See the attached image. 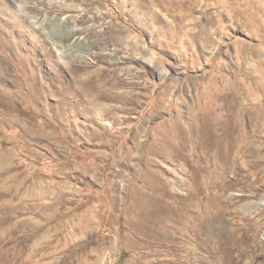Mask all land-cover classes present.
I'll return each mask as SVG.
<instances>
[{"label": "rangeland", "instance_id": "1", "mask_svg": "<svg viewBox=\"0 0 264 264\" xmlns=\"http://www.w3.org/2000/svg\"><path fill=\"white\" fill-rule=\"evenodd\" d=\"M189 1L0 0V264H264V0Z\"/></svg>", "mask_w": 264, "mask_h": 264}, {"label": "bare ground", "instance_id": "2", "mask_svg": "<svg viewBox=\"0 0 264 264\" xmlns=\"http://www.w3.org/2000/svg\"><path fill=\"white\" fill-rule=\"evenodd\" d=\"M188 3L191 2L188 0ZM145 61L148 62V60ZM148 63H150V61ZM201 107L203 108V106ZM218 114H219L218 109L214 107L208 109L207 111H203V112L201 111L198 115L199 123L197 122L198 127L196 125V129L194 128L195 125L194 127H189L188 129H185L186 128L185 126H184L185 128H183L177 125L176 123L172 122V124L168 126L167 130L163 135V140H162V144H164L163 146L175 152L185 151V150H190L193 152H199V150H204L208 152V151H218L222 149V145L224 143L227 144L230 141H227L229 139H227L226 141H224L223 139L224 126H222L223 122L218 117ZM3 116H4V112L1 111L0 117L2 118ZM212 174L213 176L211 178L210 184L197 185L195 191H187L184 197L177 198L179 201L173 214V219H175V227H174V234L171 239L172 246L174 249H179L181 246L187 243L190 236L189 230L188 233L182 234V232L184 231V227L186 226L188 227V225H186V222L192 219L191 211L189 208L186 207L187 203H189L194 198L195 195L198 196L197 194H200L204 199L209 194V189L211 186L217 188L218 182L222 177L223 173L215 171ZM144 189L148 192L146 193L147 198L151 194L149 193L150 191H152V193H156L159 190L157 187L152 186L147 182L144 183ZM155 214H157V212L150 211L146 218L147 221L149 220L148 217H152V215L155 216ZM145 234L148 235L147 224H146Z\"/></svg>", "mask_w": 264, "mask_h": 264}]
</instances>
